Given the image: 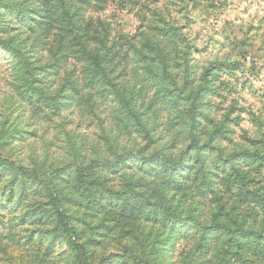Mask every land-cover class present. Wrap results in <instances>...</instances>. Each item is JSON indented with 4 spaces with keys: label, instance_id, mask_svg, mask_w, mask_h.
Wrapping results in <instances>:
<instances>
[{
    "label": "rangeland",
    "instance_id": "rangeland-1",
    "mask_svg": "<svg viewBox=\"0 0 264 264\" xmlns=\"http://www.w3.org/2000/svg\"><path fill=\"white\" fill-rule=\"evenodd\" d=\"M0 10V153L58 182L91 264H140L145 245L157 264H264L262 245L213 226L264 233V0ZM118 156L138 163L77 175ZM0 213V264H78L41 185L1 161Z\"/></svg>",
    "mask_w": 264,
    "mask_h": 264
},
{
    "label": "trees",
    "instance_id": "trees-1",
    "mask_svg": "<svg viewBox=\"0 0 264 264\" xmlns=\"http://www.w3.org/2000/svg\"><path fill=\"white\" fill-rule=\"evenodd\" d=\"M16 3V2H14ZM42 20H40L39 23H41ZM5 41H2L1 44L5 45ZM12 53L14 54H18L20 53L19 50H12ZM87 54L88 57H90L91 60H93L95 66L97 67L98 71L96 72V76H100L99 71L103 68H101V59L102 57L99 54H92L91 52H85ZM195 149L199 148V144L196 143ZM133 155L137 156L138 158H140L142 160L143 164L146 165H150L151 167H153L154 171H161V170H168L166 172H170L172 171L174 174H176L174 171L175 169L178 168L177 164L172 167L170 166L171 163L168 161L167 157L165 156H161L159 159L157 160H152V159H148V158H143L141 157V152H135ZM119 159H117L115 162L112 161H100V162H96V161H92L87 165H80L79 167L76 169L77 171V175L84 177L86 175L87 172L90 173V175H94L95 177H98V171L101 170V166L107 165V166H111L114 167L116 164H121L123 165H129V166H123L122 168H130V169H134V167L137 165L138 161L133 160V162H129L132 160H128L126 158H124L123 156H118ZM0 161L6 164H10L13 166L14 171L17 172L18 174L22 175L24 178H26V181H33L34 183L41 185V187L43 188L44 192L46 193V196L49 199V204L51 206L52 209V219L53 222L52 224L54 225L53 227V233L55 237H58L60 239H62L63 241H65L68 245V247L70 248V250H72L75 253V257L77 259V263L78 264H91V258H92V254L89 253V251L87 250V243L83 242L81 240L80 237V233L78 230V227L75 223V220L73 218V216H71V214L67 211L66 207H65V203H66V197L65 195H62L60 193V186L58 184L57 181H48L46 179H44L42 176H40V174L29 170L27 167L20 165L14 161L8 160L5 157H3V155L0 153ZM144 170L145 166L143 167ZM110 169H114V168H110ZM76 173V172H75ZM122 210H126L127 209V205L126 202H123L121 204ZM161 213L164 215H169L170 214V208L168 207H162L161 208ZM2 214L0 213V216ZM185 220H182L181 222H183ZM176 223V225H178V221L174 222ZM201 224H197L196 226H192L191 228H195L196 231H198L196 229L197 226H200ZM219 226L220 228L224 229L226 232L225 234H223V236L226 237H232V236H242L241 238H246L250 243L254 244L255 247H259L260 245H262V250L264 252V233H259L258 231H253L251 229H246L243 226H237L236 229H232L230 227L227 226H221L222 224H215L213 223V226ZM236 232H239L238 234ZM236 233V234H235ZM235 234V235H233ZM201 236H203L204 234H200ZM235 236V237H236ZM131 256L133 257V259L140 264H152V262H149L148 260H145L143 258H140L134 251H131ZM262 261L264 262V254L262 256Z\"/></svg>",
    "mask_w": 264,
    "mask_h": 264
},
{
    "label": "clouds",
    "instance_id": "clouds-1",
    "mask_svg": "<svg viewBox=\"0 0 264 264\" xmlns=\"http://www.w3.org/2000/svg\"><path fill=\"white\" fill-rule=\"evenodd\" d=\"M0 11H2V10H0ZM9 19H10V18H9ZM138 235H140V233H138ZM143 239H144V237L141 236V240H143ZM149 251H150V246L145 245V249L142 250V251H139V252L137 253V255H142V256H143L144 258H146L147 260L152 261V264H157V262L155 261V259H154L152 256H150V255L148 254Z\"/></svg>",
    "mask_w": 264,
    "mask_h": 264
}]
</instances>
